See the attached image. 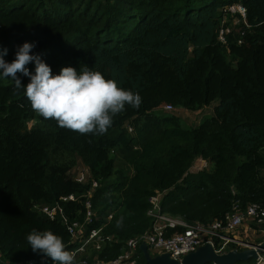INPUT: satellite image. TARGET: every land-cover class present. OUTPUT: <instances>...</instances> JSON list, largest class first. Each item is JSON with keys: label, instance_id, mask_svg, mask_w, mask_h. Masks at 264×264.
<instances>
[{"label": "trees", "instance_id": "obj_1", "mask_svg": "<svg viewBox=\"0 0 264 264\" xmlns=\"http://www.w3.org/2000/svg\"><path fill=\"white\" fill-rule=\"evenodd\" d=\"M238 4L245 19L229 9ZM25 42L53 75L87 65L142 104L126 105L104 135L79 134L36 114L23 89L0 76V264L52 263L28 245L34 229L51 230L69 250L67 222L85 209V198L62 199L70 194L91 190L93 226L116 239L99 251L105 259L152 228L157 193L164 212L190 222L223 219L235 205L264 207V0H0L3 59L12 62ZM26 67L34 73V62ZM217 99L193 127L163 110L198 111ZM62 152L81 160L87 182L71 174L74 162L53 160ZM197 159L210 167L191 171ZM137 264H148L141 250Z\"/></svg>", "mask_w": 264, "mask_h": 264}, {"label": "clouds", "instance_id": "obj_2", "mask_svg": "<svg viewBox=\"0 0 264 264\" xmlns=\"http://www.w3.org/2000/svg\"><path fill=\"white\" fill-rule=\"evenodd\" d=\"M35 43L25 42L20 46L12 62H6L0 53V76L11 77L14 90L23 89L32 110L45 119H54L58 126L79 134L104 135L113 124L116 115L125 106L138 109L142 97L138 92L118 86L115 79H106L100 71L87 65L62 67L53 75L51 67L39 54H32ZM35 63L32 73L26 67ZM17 73L29 77V83L22 85ZM123 227V217L116 222ZM26 240L32 251L50 258L52 264H75L77 253L66 250L61 236L51 230H32Z\"/></svg>", "mask_w": 264, "mask_h": 264}, {"label": "built area", "instance_id": "obj_3", "mask_svg": "<svg viewBox=\"0 0 264 264\" xmlns=\"http://www.w3.org/2000/svg\"><path fill=\"white\" fill-rule=\"evenodd\" d=\"M229 9L239 13L244 19L246 18V9L242 5H232ZM224 31V29L221 30V40H224ZM164 107L167 111L174 109L171 104H166ZM205 162L204 166H207L208 162ZM89 178L88 169L75 176V179L81 183L87 182ZM97 185L98 183L93 180V186ZM80 198H85L84 217L67 222L70 233V249L68 251L77 253L75 264H137L138 251L141 250L140 247L143 243L148 245L150 251L156 252L155 254L169 253L172 258L179 260L205 244H210L217 253L250 248L257 251V257L253 262L242 264H264V250L258 252V245L262 241L250 240L248 237L252 233L248 232V229L243 232L239 231L240 228L249 225H264V207L259 204H249L245 209L235 205L234 211L227 213L223 219H214L210 222H190L183 217H175L164 212L161 207V194L157 193L149 198L150 207L147 211L153 220L152 228L141 235L128 239L124 246L125 249L118 256L105 259L99 256V251L105 245L116 242V239L103 233L101 228L93 226L96 214L91 200V190L82 195L70 194L62 199L77 201ZM36 208L52 219H55L59 214V209L56 206L39 204ZM255 232L264 233V227L255 229ZM255 232L253 233L255 234ZM32 263L33 261H30L29 264Z\"/></svg>", "mask_w": 264, "mask_h": 264}, {"label": "water", "instance_id": "obj_4", "mask_svg": "<svg viewBox=\"0 0 264 264\" xmlns=\"http://www.w3.org/2000/svg\"><path fill=\"white\" fill-rule=\"evenodd\" d=\"M258 246V252L264 250V241ZM140 249L148 264H237L240 261L245 262L257 257L255 249H233L226 253H217L210 244L202 245L196 251L186 254L182 260L172 258L169 253L152 255L145 243Z\"/></svg>", "mask_w": 264, "mask_h": 264}, {"label": "rangeland", "instance_id": "obj_5", "mask_svg": "<svg viewBox=\"0 0 264 264\" xmlns=\"http://www.w3.org/2000/svg\"><path fill=\"white\" fill-rule=\"evenodd\" d=\"M219 104V99L213 101L210 105L205 106L204 108L198 110V111H193V110H189L186 108H174L173 110H169L167 111L165 109V107L163 108L164 111H166L167 113H172L175 115H178L180 118V121H182L187 127H193V126H197L200 124V122L207 116H212L214 114V108L215 106H217ZM33 122H31L30 124H32ZM131 131V130H130ZM59 159L61 162L63 163H68V164H72V162H74L72 164L73 169L71 170V174L77 176L78 173L82 172V171H87V168L82 164L81 160L78 159L77 161L74 159L73 156H71L68 153L62 152L58 155V157H54L53 160ZM206 164V162L204 160H196L193 164V166L191 167V171H198L202 168H208L210 167V164L208 163L207 166H204ZM125 166V163L123 162L122 158L120 156H116V167L117 168H121ZM175 217H182L180 215H172ZM184 218V217H183ZM199 220L196 221H192V222H197ZM202 222V221H200ZM263 226H255V225H249V226H245L239 229L240 232H243L245 229H248V232H255V229H260ZM260 232H255V234H259ZM250 240L255 241V239L257 240L256 237L255 239H252L250 237H248Z\"/></svg>", "mask_w": 264, "mask_h": 264}, {"label": "crops", "instance_id": "obj_6", "mask_svg": "<svg viewBox=\"0 0 264 264\" xmlns=\"http://www.w3.org/2000/svg\"><path fill=\"white\" fill-rule=\"evenodd\" d=\"M198 160H202V159H198ZM250 237L252 239H255L256 237H259V238H257V241H264V233L263 232H260L259 234L252 233V234H250ZM150 252L152 253V251H150Z\"/></svg>", "mask_w": 264, "mask_h": 264}]
</instances>
